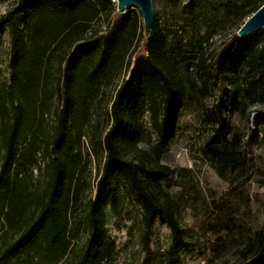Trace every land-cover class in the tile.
I'll return each mask as SVG.
<instances>
[{
    "label": "rangeland",
    "instance_id": "374dc122",
    "mask_svg": "<svg viewBox=\"0 0 264 264\" xmlns=\"http://www.w3.org/2000/svg\"><path fill=\"white\" fill-rule=\"evenodd\" d=\"M15 1L0 2V18ZM29 1L52 8L61 0ZM229 1L241 6L253 0H151L154 22L146 37L137 6H128L122 13L116 0H88L101 14L91 23L87 40L102 46L121 26L123 17L131 25L137 23V33L123 68L109 65L105 77L95 67L98 55L77 80L76 113L71 120L74 133L83 135L80 149L88 182L86 200L95 197L103 174L107 153L100 141L111 125L116 92L130 77L136 61L148 56L151 41L159 46L165 38V50L172 52L167 72L189 89V95L181 100L174 138L160 156V166H168L172 172L153 180L151 187L158 201L174 214L183 230L184 244L171 258V229L157 219L145 247L142 203L126 180L114 178L103 195L106 228L116 242L110 264H246L256 253L258 235L264 230V79L260 84L252 82L264 74V52L261 46L254 56H249V51L264 35V28L247 35L248 40L231 55L237 25L225 14ZM19 26L22 29L23 23ZM12 57L11 35L0 33V124L12 111ZM63 68L53 58L46 64L50 90L58 84ZM36 100L32 122L20 132V156L29 152L33 140L42 150V141L61 109L51 94L39 92ZM132 104L135 108L128 115L134 124L124 130L119 145L128 160L148 162L156 158L146 155L156 138L149 102L135 94ZM24 106L28 108L26 103ZM133 134L140 135L138 143L131 142ZM41 150H31L37 165L27 166L20 175L30 190L41 191L46 182ZM219 150H229L236 158L224 175L215 155ZM1 156L0 147V168ZM15 168L12 166V172ZM6 230L0 198V264H36L33 253L12 249L13 240L5 243ZM81 243L76 241L74 251Z\"/></svg>",
    "mask_w": 264,
    "mask_h": 264
},
{
    "label": "trees",
    "instance_id": "16d2710c",
    "mask_svg": "<svg viewBox=\"0 0 264 264\" xmlns=\"http://www.w3.org/2000/svg\"><path fill=\"white\" fill-rule=\"evenodd\" d=\"M263 5L264 0H253L241 6L229 1L224 7L225 14L234 18L238 32ZM100 14V9L91 6L88 0H61L52 8L29 0H17L0 18V33L11 35L13 53L9 91L12 111L0 124V198L7 227L3 239L5 243L13 240L12 249L33 253L37 257L36 264L111 263L116 242L106 228L103 195L114 178L126 180L142 203L145 247L149 245L151 229L157 219L171 229L173 240L168 251L171 258L184 244L183 230L174 214L158 201L151 189L153 180H160L172 172L170 167L160 166V156L174 138L181 100L189 95L186 84L167 72L172 52L165 50L164 37L159 46L150 42L148 56L136 61L130 77L116 92L111 125L100 141L107 153L103 174L95 197L86 200L88 182L80 149L83 135L74 133L71 120V115L74 117L76 113L77 80L83 77L98 55L95 69L105 77L109 75L105 72L110 69L109 65L120 64L123 68L137 33V23L131 25L123 17L121 26L102 46L94 44L87 40L86 34ZM26 16L30 17L29 21H25ZM124 34H127L126 38ZM247 40L248 36L240 38L234 34L229 48L231 55ZM260 46L264 52V35L257 39L249 56H254ZM52 58L64 68L58 84L50 90L52 82L46 78L44 69ZM263 79L264 74L252 84H260ZM39 92L51 94L52 99L60 102L61 109L56 114V123L42 141V150L33 140L29 152L20 156V132L32 122ZM135 94L147 98L152 113L151 125L156 138L145 153L154 154L156 158L148 162L128 160L119 145L124 130L134 124L128 113L135 108L132 104ZM132 136L131 142L140 141L139 134ZM34 149L41 150L46 160V182L41 191L27 188L20 176L27 166L37 165L36 157L30 153ZM215 155L220 173L224 175L225 168L236 158L229 150L216 151ZM14 165L16 168L12 172ZM258 237L256 253L246 264H264V230ZM80 240L82 243L74 251L76 241Z\"/></svg>",
    "mask_w": 264,
    "mask_h": 264
},
{
    "label": "water",
    "instance_id": "95a60500",
    "mask_svg": "<svg viewBox=\"0 0 264 264\" xmlns=\"http://www.w3.org/2000/svg\"><path fill=\"white\" fill-rule=\"evenodd\" d=\"M117 10L124 13L126 7L137 6L143 16L144 34L149 37L153 28L154 14L151 0H116ZM264 28V5L250 16L237 32V36L243 38L254 31Z\"/></svg>",
    "mask_w": 264,
    "mask_h": 264
}]
</instances>
